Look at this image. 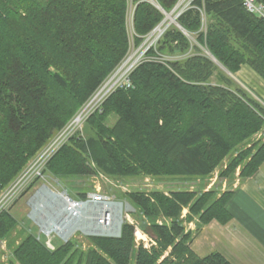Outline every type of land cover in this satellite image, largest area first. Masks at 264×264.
Listing matches in <instances>:
<instances>
[{"label":"trees","instance_id":"obj_1","mask_svg":"<svg viewBox=\"0 0 264 264\" xmlns=\"http://www.w3.org/2000/svg\"><path fill=\"white\" fill-rule=\"evenodd\" d=\"M156 1L167 11L177 2ZM256 1L264 6V0ZM131 2L137 35L163 18L147 0ZM192 4L205 12V32L199 31L196 8L177 21L196 33L207 53L198 45L189 51L188 38L168 28L156 50L173 58L155 61L150 47L129 74L131 86L117 87L104 99L101 110L86 119L83 136L70 137L48 160L46 175L188 179L208 177L217 168V177L231 185L236 170L239 182L258 170L264 136L246 144L264 130V103L227 72L246 65L264 81V17L249 12L242 0ZM128 5V0H0V192L125 57ZM232 194L216 188L124 193L135 223L124 219L119 236L85 235L84 244L69 238L53 248L45 238L18 230L10 209L3 210L0 242L8 250L3 263L232 264L218 251L199 256L190 246L210 221L231 219L226 205ZM191 222L194 228H186ZM136 227L155 243L148 248L136 243Z\"/></svg>","mask_w":264,"mask_h":264},{"label":"rangeland","instance_id":"obj_2","mask_svg":"<svg viewBox=\"0 0 264 264\" xmlns=\"http://www.w3.org/2000/svg\"><path fill=\"white\" fill-rule=\"evenodd\" d=\"M130 1L132 0H128V2ZM132 19L133 16L130 18L129 13L127 11L126 22H127L128 37H129V50L125 55V57L110 72V74L108 75L109 77L108 76H107L108 78L106 77L107 80H111L116 74L119 75L121 73L122 67L135 68L137 64L146 57L145 54L146 51L144 54L140 55L138 50L143 48L144 46L143 43L146 40L147 36L149 34H152L153 28L146 34L139 36L134 30ZM179 30L182 33H184L182 29L179 28ZM187 33L190 35L196 34L189 32L188 30ZM137 36L142 38V40L139 43H136L135 41V37ZM198 46L199 48H202L200 50L203 51V46L199 44ZM167 57L173 58L172 56H167ZM228 75H230L235 82L236 80H238L237 77H235V74L228 73ZM212 80L214 81V79ZM240 86L250 91L249 90L250 88L248 86L246 85L244 86L243 84H240ZM256 140H258V138L254 136L250 141L247 142L246 145L250 146L252 142ZM233 153L234 150L231 151V153L229 154V156L225 158V160L228 159L231 155H233ZM237 173L238 171L236 170L235 180L231 183V185H228V183L223 178L220 179L217 177L218 174L217 168L208 177L205 178L194 177L188 179H156L150 176L130 177L126 179L110 178L107 176L101 178V177H96L98 173L91 174L90 176H86V177H69L65 179H56L44 173L43 178H37L31 184V187L27 191H25L20 197H18L17 200H15V202L10 207V212L17 219L18 230L20 228H24L25 230H29L33 232L34 234H36V236L40 237L41 239L50 238L51 243L54 245L56 243L64 242V237L76 238L84 244L85 242L84 236L86 234H84V232H82L80 229H83L82 226H84L86 231H93L94 230L93 228L95 227L96 223L92 219H88V216L84 212L81 211L79 213L81 209L78 212H76V214L79 213L78 222L72 220V218H74L75 215H73V217L71 218L72 220L71 222L69 221L70 219L65 221L66 215H64L61 212L60 208L56 205V198H55L56 195L46 192L45 188L41 187L42 184H45L51 191L55 193L66 190L68 197L74 200L79 199V197H77L78 194L87 191L90 192L94 191L93 193L95 194H102L104 196H107L108 199L111 201V203L121 201L122 220L126 219L128 222L135 223L131 215L133 208L122 197L124 193H129L134 190H143V191L161 190L167 194L168 192L177 189L207 190L210 188H216L220 192L222 190L233 189L235 187L237 180L239 181ZM95 190L99 191V193L96 192ZM59 201L62 202V200L60 199ZM118 210L119 209L117 206H115V208L113 209V213L115 215L113 225L115 228L117 227L116 217L118 214ZM185 213H186V209L183 210V214ZM67 221L70 223H68ZM81 223L83 224L81 225ZM59 225H64L63 231L61 232L55 230V227H58ZM191 227L194 228V225L190 223L186 224V228H191ZM199 233L196 235V237L199 235ZM138 236H142V235L139 234ZM201 240L203 241V235L201 236ZM138 241H141V239H139ZM197 241H199V239L195 240L194 243L196 242L197 244ZM194 243L192 249L199 256H203V250H198ZM7 254H8V250L5 246V241L2 240L0 242V262H1L0 264H4L3 262Z\"/></svg>","mask_w":264,"mask_h":264},{"label":"built area","instance_id":"obj_3","mask_svg":"<svg viewBox=\"0 0 264 264\" xmlns=\"http://www.w3.org/2000/svg\"><path fill=\"white\" fill-rule=\"evenodd\" d=\"M150 2L159 12L163 15V18L158 22V26L161 28L158 29V34H149L144 41V46L138 50L139 54L142 55L149 47H154L156 50V43L163 33L170 28L175 26L178 29L180 28L177 21L178 17L188 8H196L201 16L202 20V29L205 32V23L206 16L203 8L197 7L192 4L193 0H177L175 5L169 10H165L156 0H147ZM245 8L252 13H255L259 16L264 17V6L257 2L256 0H242ZM134 5L132 2H129L128 13L130 18L133 16ZM183 32L190 41L189 51L193 48L194 45H198L195 41L194 35H190ZM203 52L207 53V50L203 47ZM139 55V56H140ZM169 59L166 55L161 53H156V60L163 62ZM133 70V67H126L121 70L119 75H115L111 80H107V77L100 86L93 91L90 97L83 103V105L77 110V112L70 118L66 124H64L59 130H56L55 133L43 144V146L31 157V159L23 166V168L18 172V174L10 181L0 192V212L3 210H9L14 201L22 194V192L37 178L44 177V169L48 160L52 155L68 141V139L76 134L83 136V126L86 119L93 113L95 110H101V104L104 99L117 87L128 88L131 86V81L129 79V74ZM261 133H257L256 137H260ZM96 177L104 178L105 175L98 173ZM96 191V190H95ZM99 193V191H96ZM86 199L82 201H72L76 205L81 207L82 212H84L88 218L95 219L98 218L97 225H105L110 216L113 213L116 202H112L108 199L107 196L102 194L87 193ZM68 198V197H67ZM158 222H161L158 220ZM141 234L142 236H138ZM136 241L142 242L143 246L148 248L151 244H154V240L149 237L147 234L141 232L138 228L135 231ZM140 237V238H139ZM141 239V241H138ZM46 245L49 248H53L51 239L46 240Z\"/></svg>","mask_w":264,"mask_h":264},{"label":"crops","instance_id":"obj_4","mask_svg":"<svg viewBox=\"0 0 264 264\" xmlns=\"http://www.w3.org/2000/svg\"><path fill=\"white\" fill-rule=\"evenodd\" d=\"M235 77L264 103V81L248 66L242 65ZM232 190L226 205L231 219L225 224L210 221L190 246L199 239L194 244L203 256L218 251L232 264H264V161L252 176L237 180Z\"/></svg>","mask_w":264,"mask_h":264},{"label":"bare ground","instance_id":"obj_5","mask_svg":"<svg viewBox=\"0 0 264 264\" xmlns=\"http://www.w3.org/2000/svg\"><path fill=\"white\" fill-rule=\"evenodd\" d=\"M200 15V14H199ZM200 19H201V16H200ZM158 24V23H157ZM156 24V25H157ZM154 26L153 27V31H152V34H158V32H159V30L161 29L158 25V32H157V26ZM179 26H180V29H182V30H184L186 33H187V30L186 29H184L180 24H179ZM199 31H201V32H203V29H202V20H201V26H200V30ZM184 34V33H183ZM162 37V36H161ZM160 37V38H161ZM159 38V39H160ZM156 47V46H155ZM150 48V47H149ZM148 48V49H149ZM197 48V47H196ZM147 49V50H148ZM200 49H202V48H200ZM146 50V51H147ZM92 114V113H91ZM60 200H62V202L61 203H63V205H65L66 207L69 205V207L70 208H68V210H66L65 211V213L66 214H69V215H66V218H65V221L66 220H69V219H71V217H73V215H77L76 214V212H78L80 209H81V207H79V205H76L74 202H71L66 196H62V195H59V197H58ZM73 212H75V214H73ZM68 216V217H67ZM74 216V217H75ZM115 215H114V213L112 214V216H110V219H109V221L105 224V225H101V226H97V225H95V227L93 228L94 230H96V231H99V230H101V229H103V230H106V231H108L109 233H114L115 231H116V228L114 227V217ZM64 224V223H63ZM116 226H117V222H116ZM59 228V229H58ZM63 228H64V225H59L58 227H55V230H57V231H59V232H61V231H63Z\"/></svg>","mask_w":264,"mask_h":264},{"label":"water","instance_id":"obj_6","mask_svg":"<svg viewBox=\"0 0 264 264\" xmlns=\"http://www.w3.org/2000/svg\"><path fill=\"white\" fill-rule=\"evenodd\" d=\"M213 60H215L213 58ZM229 73V72H228ZM43 187L45 188V191L46 192H50V189L45 185L43 184ZM58 197V196H57ZM117 205H118V214H117V217H116V222H117V228H116V231L114 233H109V232H104V231H96V230H93V231H86V229L84 228V226H82L83 229H80L82 232H84V234L86 235H98V236H112V237H117L120 235V228H121V223H122V211H121V206H122V202L121 201H117ZM68 208L65 206L64 210L66 211ZM79 214H77L74 218H72L73 221L75 222H78L79 220ZM71 219L69 220L70 222L72 221ZM68 222V221H67ZM68 222V223H70ZM74 222V223H75ZM83 223H81L82 225ZM85 230V231H84ZM67 239H64V241H66Z\"/></svg>","mask_w":264,"mask_h":264}]
</instances>
